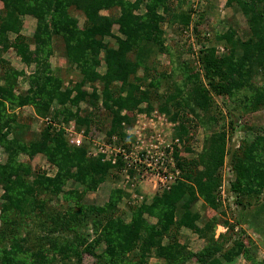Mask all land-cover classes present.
Wrapping results in <instances>:
<instances>
[{
  "label": "trees",
  "instance_id": "obj_1",
  "mask_svg": "<svg viewBox=\"0 0 264 264\" xmlns=\"http://www.w3.org/2000/svg\"><path fill=\"white\" fill-rule=\"evenodd\" d=\"M167 1L0 0V147L6 155L5 161L0 163L1 264H61L58 256L62 264H81L84 255L93 256L94 264H149L150 259H155V264H185L192 259L197 264H231L244 253L243 245L238 243L240 233L241 236L245 233L243 226L257 231L264 223L259 210L252 218H258L254 224L241 214L231 225L226 223L225 233L215 238L218 224L215 216L207 219L195 208L200 199L204 209L215 211L219 206L220 179L216 172L224 158L225 133L214 132V127L224 118L216 108L213 114L205 115L212 104V94L233 98L237 92H249L242 102L235 103L233 114L236 117L229 123H238L243 115L264 109V0L226 1L228 8L245 16L250 36L244 39L231 29L215 34V45L201 49L197 57L210 90L198 83L196 89L187 93V99L178 97L180 91L175 94L177 89L171 75H152L151 70L155 72V69L143 64L166 51L161 25L167 14L181 22L185 34L193 22L197 11L193 6L188 12L169 11ZM78 15L84 19L82 26H79ZM25 16L36 20L31 37L21 34ZM193 24L187 42L190 51L203 37H199L197 30L200 22ZM115 26L117 34L112 31ZM208 33L206 30L205 38ZM108 38L114 41V46L106 43ZM216 42L223 46L222 55H217ZM54 44L61 45L65 64L79 78L73 86L64 88L65 82L51 68L49 60ZM9 50L26 67L33 66L24 92H17L21 73L3 58ZM102 64L105 71L100 73ZM195 77L199 81L198 72ZM53 103L76 107L75 113L69 108L63 109V121L75 120L79 129L85 127V137L89 135L90 125H96L99 120L95 111L108 113V143L114 135L120 143L125 137L124 130L135 123L136 114L149 113L153 104L158 109L156 114L163 117L167 125L173 124V139L184 141L191 128L187 126L184 108L209 130V135L198 159L182 157L180 150L174 148L172 157L180 177L171 182L168 189L158 190L149 198L137 187L128 191L114 188L102 206L81 204L83 195L95 192L107 180L118 186L124 178L125 163L121 156L117 157L115 165L103 161L104 155L87 156V138L81 146L75 147L61 131L50 127L42 126L39 133H29L30 127L23 116L25 109L31 108L33 112L29 116L34 115L38 120L37 117L50 115ZM82 103L94 110L92 114L85 111V116L80 115L77 108ZM143 104L145 109H140ZM196 109L203 112V119L196 114ZM59 114L60 111H56L52 120ZM247 121L248 118L243 119L248 125ZM191 129L195 131L194 127ZM243 129L257 136L232 155L231 188L241 198L255 199L256 208L264 213V136L258 135L264 127L252 125ZM27 133L31 136L26 137ZM191 138L193 136H189L188 141ZM129 140L133 141L134 137ZM123 145L127 147V141ZM184 151L189 152V147L185 146ZM20 155L28 162H19ZM36 156L43 157L53 168L52 176L32 167L31 160ZM129 175L136 173L129 170ZM69 182L81 187L82 193L74 189L63 192ZM59 194L65 202L74 203L64 212L48 208L49 197ZM133 195L136 200H132ZM129 196L132 203L138 201L136 206L131 205L134 207L131 215L120 208L123 199ZM237 204L246 215H250L249 208L255 205L243 198ZM149 218L156 222L150 223ZM182 229L205 240V247L195 254L189 251L180 241ZM98 249L100 252L96 253ZM23 256L26 257L22 261ZM256 264H264V258Z\"/></svg>",
  "mask_w": 264,
  "mask_h": 264
},
{
  "label": "rangeland",
  "instance_id": "obj_2",
  "mask_svg": "<svg viewBox=\"0 0 264 264\" xmlns=\"http://www.w3.org/2000/svg\"><path fill=\"white\" fill-rule=\"evenodd\" d=\"M127 1H134V0H127ZM227 0H168L166 3V7H169V11H183L188 12L189 8H195L197 11L193 15V22L191 23L189 27V32L192 29V26H194V21H199L200 24L197 25V30L201 35L199 37H202V41H199L196 46H194V49L192 51L189 50L188 44L190 41L191 33H183L181 30L182 24L181 22H177L171 19V17L167 14L166 20L164 23H162V38L164 40V45L166 48V51L159 55L156 59L153 61H143V64L145 62L146 67H150L151 69L154 68L155 72L151 70V74H165L170 76L173 80V83L175 85L174 89H177V92H181V94L178 95V97H182L183 99H187L186 95L190 92V90L196 89V87L199 85L198 83H201L204 88L209 89L207 86L208 80L204 78V75L201 71V68L199 66V61L197 60L198 53L201 49H205L206 47H209L211 45H215L214 35L215 34H223L224 32L228 30L235 31L236 36H240L244 39H248L250 36V32L248 29V26L246 24V18L241 12H235L232 8H228L226 5ZM104 15H108L110 13L103 12ZM79 20V26L83 25V17L81 15H78ZM22 30L21 34L24 36H32L35 26L36 20L33 17L25 16L22 18ZM206 30H208V36L209 38L204 37V34L206 33ZM113 33L117 34V26L113 28ZM182 32V33H181ZM207 35V34H206ZM210 36V37H209ZM209 40H211L209 42ZM106 43L109 42L110 46H114V41L110 38L105 40ZM217 43V42H216ZM60 44H54V53L51 56L49 63L51 65V68L54 69L55 73L65 82L64 88L73 86L77 81H79V78L76 74V72L72 68H68L65 64V58L62 55V51L60 49ZM216 50L217 55H222L224 50L222 44H216ZM10 52V51H9ZM5 59L9 61L11 66L14 70L21 73V75L18 78V85L20 88V91L17 92H24L28 88L27 79L28 76L32 74L33 72V66L32 67H26L24 64L20 63L19 60L14 56L13 52L5 54ZM105 71V67L102 64L99 67V72L103 73ZM198 72V78L199 81L195 77V73ZM141 74V71L139 72ZM257 83V82H256ZM88 92L91 91L90 88H86ZM210 90V89H209ZM248 91H240L234 94L233 98H229L227 95L222 94L219 96L212 94V104L208 106V114H213V109H217V112L223 115V119L218 122V125L214 127V132H223L225 133L224 137V158L222 162V166L218 168L216 174L218 178L220 179V187H219V206L217 210H212L209 208L204 209L202 206L201 199L196 202L195 208L200 212L202 216L209 219L212 216H215L218 224L215 230V238L219 236V234H224L226 231V223L231 225L233 222L237 221L242 216L245 217V219H249L248 222H252L253 224L257 222L258 218H253V216L256 215L257 210H259V215L264 217L263 211L260 210V208H256V202L255 199H249V197H243V201L251 202L252 204H255L249 210H251L250 215H246L247 212H243L241 207L238 206L237 202L239 199L242 200L241 196L238 195L236 192L233 191L231 188V184L234 180V172L232 171L231 162L230 159L233 156L236 155L235 151L239 150V147L242 146V144L246 142H251L256 138V134H251L243 129V127H250L252 125H256L257 128L264 127V109L258 112H253L248 115H243L241 119H239L238 123H229L230 119H235L236 115L233 114L234 106L236 102H242L245 95H248ZM178 99V98H177ZM69 108L71 109L72 113L76 112V107H71V105L67 104L65 106H59L58 104L53 103L50 110L51 117L56 111H60V114L55 119V122H57L58 118L64 117L63 109ZM99 108V104L97 106ZM96 108V109H97ZM140 109H145V105H141L139 107ZM80 111V115L85 116L86 112L92 114L94 111L93 109L88 108L86 104H80V106L77 108ZM25 110H27L26 115L24 114V121L28 124L30 127L29 133L34 132H40V130L43 128L40 125L39 120L36 119L33 115L29 116L28 113L32 114V109L27 107ZM158 109L156 108V105L153 104V109L146 113L141 112L136 114L135 116V123L131 125L130 129H133L135 124H137V121L141 123V119L139 118L143 114H145L148 117H151L153 114L157 113ZM184 115L188 119L186 121L187 126L191 125V128H195V131H192L191 128L188 129L187 136H185L184 141L179 139V146L178 150H180V154L182 157H185L190 160L198 159L199 155L202 154L204 151L205 146V140L206 136L209 135V130H207L204 126L197 123L193 115L190 114L187 109L184 108ZM187 112V113H186ZM196 114H198L200 117L203 116V112L199 111V109L195 110ZM95 114L97 117H99V120H97V124H91L90 125V132L87 137L93 138L95 142L105 144L107 141L106 138V131L108 130V122L110 120V115L106 112H102L101 110H96ZM204 115V116H205ZM203 116V117H204ZM245 116V118H244ZM203 117H201L203 119ZM239 118V117H237ZM248 118V125L243 122V119ZM75 121V120H74ZM191 121V123L189 122ZM134 125V126H133ZM173 125V124H172ZM172 125L168 127L169 125L162 126V129L159 132V135L161 138L166 139L165 141H172L174 132ZM137 126H140L138 123ZM193 126V127H192ZM161 127V126H160ZM166 128V129H163ZM81 129L84 131L85 127H81ZM129 129V128H128ZM27 133L26 137H30L31 134ZM258 135L261 137L264 136V130L260 132ZM149 136V135H147ZM193 136V138L189 139L188 137ZM86 137V138H87ZM85 138L82 140V143H84ZM187 140V141H186ZM186 142V143H185ZM189 147V152L184 151V147ZM6 158V155L3 151V149L0 147V163L4 162ZM42 158V160H41ZM40 156H36L31 160V165L34 169L40 170L43 172H46L47 175L52 176L54 173L53 168L49 166V164L46 162V160ZM18 161L21 163L28 162V159L25 156L20 155L18 157ZM30 161V160H29ZM231 167V168H230ZM112 181V180H111ZM107 180L105 183L98 186L97 190L95 192L86 193L83 195V198L81 197V204H94L97 206H102L105 204L110 196V193L114 188H123L127 191L130 189H133L134 187L137 189H140V192L144 196H150L155 192L162 191L163 188L159 187L157 184V181L151 177H148L145 179V181H140L137 184H134L132 187L129 185H125L123 182V179L120 181V184L117 186L115 185V182H111ZM70 189L77 190L78 192L82 193V188L77 185H72L70 182L67 183L63 187V192H67ZM218 190V189H217ZM1 194V193H0ZM129 194V193H127ZM130 195V194H129ZM217 195V197H218ZM48 201V208H52L55 210H61L62 212L65 211V208L67 206H73V202H65L63 199V195L59 194L58 196L49 197ZM131 201V204H127V202ZM132 200H136L135 195L132 196ZM132 200L130 199V196L128 198H124L122 201V204L120 205L121 210H124L127 212L128 215H131V209H133V206H136V203L138 201H134L135 203H132ZM140 200V199H139ZM251 200V201H250ZM255 202V203H254ZM133 205V206H131ZM49 210V209H48ZM242 211V212H241ZM129 219V216L126 218ZM150 223H155L156 219L149 218ZM1 225V222H0ZM262 226V227H261ZM258 227L254 231L248 226H243V231L245 232L243 236H241V233L239 235V244L243 245L244 253L235 257L233 262L231 264H256L261 262V260L264 258V223ZM32 228V227H31ZM235 230H238L235 229ZM90 232H88L89 234ZM231 233V232H230ZM239 234V231L237 232ZM67 234V233H66ZM64 233V235H66ZM232 234V233H231ZM68 237H73L70 233L67 234ZM180 241L181 243H185L188 247V250L191 251L193 254L200 252L206 245V241L198 238V236L191 231L187 229H182L180 231ZM236 241V240H235ZM234 243V242H231ZM230 243V244H231ZM100 249L96 250V253H99ZM26 257V256H25ZM23 256L22 261L25 258ZM30 259V256L28 255V260ZM16 260H18L16 258ZM71 260H74V258H71ZM96 259L93 256L84 255L82 259L81 264H94V261ZM31 261V260H29ZM58 263L62 264V258L60 256L57 257ZM68 261V260H67ZM157 261L155 259H150L149 264H155ZM1 264V263H0ZM185 264H197L194 259L186 262Z\"/></svg>",
  "mask_w": 264,
  "mask_h": 264
},
{
  "label": "built area",
  "instance_id": "obj_3",
  "mask_svg": "<svg viewBox=\"0 0 264 264\" xmlns=\"http://www.w3.org/2000/svg\"><path fill=\"white\" fill-rule=\"evenodd\" d=\"M139 118L141 123L137 121V124L139 123L140 126L135 124L133 129L126 128L124 130L125 137L120 143L115 135L110 138L111 143L106 142L105 144L95 142L93 138L87 137L89 145L87 156L104 155L103 161H110L112 165H115L117 157L121 156L125 163L123 169L125 185L132 187L134 184L151 177L157 181L159 187L168 189L170 183L180 177V171L175 168L172 157L174 148H180L179 140L165 141L166 139L160 137L159 132H161L162 126L167 124L164 118L159 117L156 113L151 117L143 114ZM38 120L44 128L50 127L56 132L61 131L63 137L72 146L79 147L82 145V140L86 139L84 131L78 128L74 120L64 122L63 118L60 117L55 122L50 115L45 118H38ZM132 136L134 140L130 141ZM125 141H127V147L123 145ZM116 143L119 144L116 145ZM129 170L135 172L136 175L131 177Z\"/></svg>",
  "mask_w": 264,
  "mask_h": 264
},
{
  "label": "crops",
  "instance_id": "obj_4",
  "mask_svg": "<svg viewBox=\"0 0 264 264\" xmlns=\"http://www.w3.org/2000/svg\"><path fill=\"white\" fill-rule=\"evenodd\" d=\"M2 8V4L0 3V9ZM34 26H35V23H34ZM23 35V34H22ZM27 37H30V36H27ZM10 51V52H9ZM8 52H6L5 54H8V53H11V52H13L12 50H9ZM5 54L3 55V58L5 59ZM13 54H14V56H15V53L13 52ZM16 57V56H15ZM18 60H19V62H20V59L18 58V57H16ZM21 63V62H20ZM30 67H32V66H30ZM29 68V67H28ZM28 114H30V113H28ZM34 116V115H33ZM40 158H41V156H40ZM41 160H42V158H41ZM155 193V192H154ZM153 193V194H154Z\"/></svg>",
  "mask_w": 264,
  "mask_h": 264
},
{
  "label": "clouds",
  "instance_id": "obj_5",
  "mask_svg": "<svg viewBox=\"0 0 264 264\" xmlns=\"http://www.w3.org/2000/svg\"><path fill=\"white\" fill-rule=\"evenodd\" d=\"M39 118V117H38Z\"/></svg>",
  "mask_w": 264,
  "mask_h": 264
}]
</instances>
